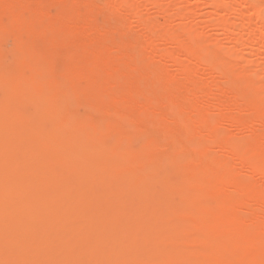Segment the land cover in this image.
<instances>
[{"label":"bare ground","instance_id":"bare-ground-1","mask_svg":"<svg viewBox=\"0 0 264 264\" xmlns=\"http://www.w3.org/2000/svg\"><path fill=\"white\" fill-rule=\"evenodd\" d=\"M108 1L109 4L107 3ZM108 1H103V3L105 2V5L102 4L104 9L101 10L104 11L105 14L104 12L101 13L107 16L112 10V8H110L111 6H109L112 2L111 0ZM119 1L123 2V0ZM125 1L127 4H129V6ZM125 1V4L122 3L120 6H128L126 11L129 10L131 6L132 12L135 8H138V5L135 4V2L132 1V3H134L137 7L133 8L135 5L132 4L131 1L129 3L127 0ZM145 1H148V3L150 2V6L153 4L152 7L155 8V10L157 9L158 12L160 11L159 13H162L163 10H166V8L164 9L163 6L161 7L162 9L159 7L161 5L158 4V0ZM184 1L185 3H183ZM184 1H180L179 3L185 5L186 0ZM230 2L237 5L241 4V6H246L247 4L245 0H204V3L207 6L214 9L213 11H217L220 8L223 9V7L225 8L227 3L229 4ZM13 3L14 1L10 2V4ZM106 3L109 7H106ZM16 4L14 3L13 5ZM102 5L101 8H103ZM179 5L180 6L176 10L177 17L175 16L176 19H174L178 20L180 18L178 20L179 25H175L176 29L178 30V34L172 32V30H169L170 28L172 29V27H164L165 19L163 20L164 22L161 20L160 25H163L160 27V31H162L164 27V29L167 31L164 30L163 34L167 33L165 36H169V38L166 39L168 41L170 40V42L174 44L172 48L175 46V50L168 53V58L171 60L170 66L172 65V67H177V69L181 71L180 74L183 73V76L186 75V78H184L185 83L174 82L175 80H173V78L170 76H165L164 78L158 69L160 68V65L161 67H166V65L163 64V61H157L159 62L156 64L158 68L154 69L148 74V67L151 65L147 64L148 62H146L145 67L148 66L147 69L145 68L147 70L146 74L144 75L143 73L141 76L142 80L148 79L153 81V92L158 89L159 91H163V89L165 90V93L160 91L164 95H162L163 97H160L163 99L160 103L161 105L163 103L164 107L160 105V108L163 107L162 110H170H160V112H168V116L166 117L170 118H168L169 126H166L168 122H165L164 124L163 122L165 120L157 119L155 116L154 118L157 119L158 123L159 120L161 123H159V125L158 123L156 124L158 127L155 126L156 129L161 126V130L158 131L157 129L158 134L161 132L163 134L162 136L165 135L167 137V135L173 132L176 133L177 131L172 125L176 124L177 120L179 124L182 125L179 126L183 127L182 129L184 130H182L183 132L181 134L180 132L179 134H175V136H178L171 139V141H168V143L172 142V144L175 146L174 151L176 152L174 161L166 162L160 166H157V164L154 163L156 159L149 161L143 158V156L146 155H151L156 158L158 155L157 151L159 148L161 149L162 146L160 145L162 144L160 143V138L159 141L154 139L156 136L148 133V131L147 133L154 137L150 138V136H147L148 139L142 142L145 137H142V129L139 130L138 127H142V124L143 126L145 124L141 122V118L143 117V113H147L148 106L144 104L137 105L139 108L137 109L138 111H140V109H144L145 112L140 111L141 113H138V116L142 117L140 118L141 123H138L139 125L136 127L138 119L135 120V124L134 119H132L135 114L133 113L132 117V113H129L132 110H128L131 107L127 108L129 102L125 103L127 105L126 107L124 106V109L123 106L119 104V99L124 98V102L128 99L134 100L136 98L135 96L144 93L145 95L147 94L148 99V94L152 91L151 89L146 88L147 90L149 89L148 92L151 90L149 93H147L145 92L146 89L138 85L137 82H135L136 85L135 83L134 85L132 84L133 86L131 83V86L125 85L126 77L123 75L124 77L122 76L123 78L121 80H116L119 84L120 81L124 80V84L121 82V84L118 86L120 88V95L118 92H110L108 94L104 92L103 115L106 114L104 117L108 118L109 116L114 115L116 111L118 115V110L120 111V109H122V111L125 110L126 112L125 108H127L129 114L122 112L119 113L121 116L123 114L126 119L118 115V118L121 119V122L125 123L126 121L127 124H123L122 128L121 123V128H119L120 126L118 127L120 131H116L114 128L113 132L116 131V133H114L113 136L108 135L112 131V128L110 131L109 127L110 132H108V128H104V125H102L104 127L100 129V125L102 123H98L100 124L98 126L97 122H100L98 120H95L94 123H96L95 126H97L99 129L97 127L88 128L87 123L89 122L87 121H89L88 119H90V117L87 116V113L85 116L88 118L86 117L84 119L83 117L82 120H74L72 118L73 116L68 112L66 107V104H69L70 102L73 103L72 105L70 103L71 106H75V102L77 101H74V99H79L81 93H78L80 95L75 94V90L73 91L70 89H68L72 93L70 95H65L64 91V94H62V92H59L58 89L55 91L53 90L54 92L52 89H50V92L48 88L51 83L46 82V84L44 82V79L49 81L51 77H47L49 74H47V70L43 66L44 63L42 61L44 59L48 62V59H46L44 54H42L43 50L40 53L35 51L33 47L25 50L22 34L19 32L23 28L22 26L24 25V17L17 16V19H15L14 16L7 15L17 21V24L15 23L16 25L14 29V25L12 23L9 22L6 23L8 25H4V22L1 23L0 18V40H5L6 38L10 39L12 35L9 37L6 35L8 33H12L13 37L15 35V43L13 45H11V43L10 45H15L18 50L19 57L17 60L16 55L15 59L19 64L17 62L16 63L19 66H29L28 73L25 72L24 75L16 76L11 74L9 76L8 74H0V264H264V184L261 185L262 182L259 183L260 177L258 176L259 182L253 180L251 181L250 178L248 179V174L251 175L249 177H253L252 175H259L261 176L260 179L264 182V132L263 130L262 132L260 131L262 129V125L264 124V88H261L262 90H260V88L257 87L258 85L261 87L264 86L262 85L264 83L260 82L263 78L259 80L256 78L257 80H255L251 73L250 75L248 74L250 69L244 67V71L241 69L242 67L237 65L235 60L236 58H233L234 64H232L233 62L231 63V58H228L226 55H224V52L222 54L228 59L223 58V55L221 56V54H219L216 49L213 51L207 48V46H204V44L199 41L201 38L198 37L199 40L196 38V33H198L197 30L195 31L194 29V36L192 37L191 29H187V23H183L184 17H182L183 11H181V7L184 5ZM113 7H115L113 8L114 12H111L114 13L115 16L117 13H119V18L120 12H123L124 10L118 6V8H116L115 5ZM247 7L249 8V11H255L256 13L258 11L256 5H247ZM12 8L14 7L12 6ZM106 8H108V10L105 11ZM123 8H125V6ZM115 9H117V13ZM14 10H16V8H14L13 11ZM96 11L98 10L96 9ZM186 11H184V14ZM111 12L109 13L107 21L105 20L106 18H103L102 25L104 29L101 27L102 30L100 31V34H102L101 32L105 29H108L110 32L111 29L117 24L118 18H114V15L111 17ZM238 12L241 14V11ZM101 13L99 14L103 16ZM123 13L124 14L121 13L122 15L120 17L122 18L124 15V19L121 20L120 18L118 20V22H120V20L122 21V24H120L121 26H118L120 29L118 30L122 32L125 31L123 29L126 28L123 22L129 20L127 19L125 11ZM127 13L129 12L127 11ZM3 14L1 17L5 18L6 15ZM100 15H98V17ZM86 16H88V14L84 16V21L82 22L85 23V19L87 20L86 22H88L89 18V23L94 22V16L93 19L91 16H88L89 18L87 19ZM62 17L63 16H60L61 20H58L62 22V25H60L57 21L58 25L56 23V30L50 40L46 41V43L50 44L54 41L57 42L58 38L59 40L61 39V44L63 45L66 43L69 44L68 42L71 43L72 41V43L75 42V44L76 42L79 43V40H81L83 35L76 37L77 40L75 38L68 42L66 40V42L62 40L63 37L61 35L63 32H66L67 30L66 33H69V30L72 29L71 27L76 23V21H74L75 23L73 22L74 24L72 23L71 27L68 25L66 27V24H63L64 19H62ZM81 17L82 15L80 16V19ZM110 17L114 18L115 20L112 21ZM162 17H165V15ZM243 17L241 16L242 21L245 20ZM143 18H141V22H143L141 25L143 28L140 26L141 22L138 23L139 20H136V27H140L139 31L142 29L144 31H148L146 26L150 25L151 30L153 29L152 31L154 32V28H156V26L154 27L147 21H143ZM147 18H144V20ZM6 19L7 17L3 21H6ZM109 19V22L112 21V24L110 23L111 25L108 22ZM237 19L238 18H236V20ZM71 20L69 19V21ZM214 20V22H217V24L220 23L226 25L224 26L225 34L227 37L231 36L235 23H233L234 25L232 23H227V18L222 16ZM64 21L67 24L70 23L69 21ZM79 21L82 23L81 20ZM115 21L116 24L113 26ZM179 21L182 22L181 24H185V28L187 30H185V28L184 30L181 28L182 25L180 26ZM104 22L105 24L108 22L106 24L108 28L105 27L106 25ZM77 23L79 25L78 20ZM247 24L248 23H246V25ZM122 26L123 29L121 30ZM144 26L146 27V30L144 29ZM190 27L192 28V26ZM106 30L103 31V38L107 32ZM96 31L98 32V30ZM128 31L127 33L130 32ZM160 31L156 32L157 36H160ZM97 32L96 35L98 34ZM181 32L182 36H180ZM141 33L142 32H139L140 35H142ZM170 33H172L171 38ZM199 33L201 34V31ZM135 34L138 33L135 32L132 35L131 32L128 37L130 36L131 38L135 36ZM59 35L61 37H59ZM63 35L65 36L66 34ZM86 35H88L89 38V34ZM116 35L117 33H115V38ZM138 35L136 36L141 42H138V39L136 38L132 39L137 40L139 44L138 46L136 45L137 49H140L141 47L139 46L145 43L144 47L146 49L142 46V49L141 51L139 50V53L142 51L146 53L148 51V47H150L148 44L149 42L147 43L145 40L146 38L143 39L144 35L143 37L141 36V39ZM93 37L91 41L86 38L89 42L88 45L97 46V42L96 45L95 42L92 43ZM9 39L6 40V44L9 42ZM159 39H161V36ZM109 40L112 41L111 38ZM136 40L133 42L130 39V45L134 43L136 44ZM143 40L144 42L142 43ZM99 41H102V39H99ZM106 41L108 43L110 42L108 40ZM162 41L163 47L161 43H159V45L161 44V47L164 48V42L166 41L165 38H162ZM11 42L13 41L11 40ZM107 42L104 43L105 47ZM101 44L102 43H99V46H97L99 49L100 46H103ZM108 45L110 44H107V46ZM124 45L125 44L120 45V48H123ZM251 45L257 48V45H259V40L253 41ZM69 47L72 48L71 46ZM77 47H82L83 50H78ZM77 47L76 48L78 52L82 53H85L87 49H89L88 47L86 49L85 44L83 43L81 45L78 44ZM107 48L110 50V47L102 48L100 53H96L94 48V50L92 49L93 53H91L90 49V55L92 54L91 56H95V58L96 56L104 57V59L102 58V61H105L107 57H105V54L102 52V50L106 49L105 51H107ZM125 50L128 52L126 45ZM59 51L60 49L57 52L59 53ZM155 51L152 50V52L157 54L160 50H158L157 53ZM220 51L224 50L220 48L219 52ZM110 52L111 50L108 52L107 56H109L111 59L110 56H112V53L109 55ZM148 52L151 53L150 48ZM48 54H50V50L46 56ZM124 54L121 55L120 53L121 56L125 57ZM161 54L156 56V60H158L157 57L162 59L160 58ZM180 54L185 55L187 58L186 60L189 63H191L190 61L195 60L198 62L201 61L198 64L199 67L197 70H194L193 65L190 66V64L188 65L187 63H182V61L180 63V60L177 57L178 55L180 56ZM133 55L134 53L132 54V58L134 57ZM139 55L137 54L135 57ZM231 55L234 56L232 53ZM126 56L129 57L130 55L127 53ZM11 57L12 53L10 58ZM79 57L80 56L78 53V61L76 63L77 65L81 63V59L82 61L85 59L84 56H82L81 59ZM117 57L119 58L120 56ZM212 57L213 59H211ZM234 57H236V55ZM239 58H237V60ZM11 59L13 60V57ZM55 59L57 60L58 58ZM203 59H205V64L202 62ZM229 59L230 61H228ZM123 60H121L120 57L119 62L124 63ZM128 60H131V58L129 57ZM128 60L126 59V61ZM147 60L149 61L150 59L148 58ZM176 60H179V62ZM207 60L209 62L213 60L212 66L208 64V67L210 65L213 68L214 74L216 76H225L227 79V85L225 88L220 87L224 86L222 85L224 83L223 81L221 83V80H219L221 83L220 85L217 77L214 75V78L211 76V83L213 84V80L215 81L213 85L211 83L209 84V81L208 83H204V80L203 82L199 80L200 78L202 79V77H200L203 76L201 72L202 70L204 71L203 65L207 66ZM152 61L156 62L155 60ZM149 63H151V61H149ZM213 63L216 65L214 66ZM125 64L128 63L125 62ZM12 65L15 66L16 64L14 63ZM200 65L203 66V68H201ZM234 65H237L238 70L235 69ZM200 68V75H198L197 73L199 72ZM206 68L207 67H205V69ZM48 69H50V67H48ZM71 69L69 71H71ZM167 69V67L164 68L166 73ZM177 69L175 68L176 74L178 73ZM26 70H28V68ZM77 70L78 68L74 72L75 75L79 74ZM149 70L151 69L149 68ZM143 71H145L144 68ZM193 71H195L194 74H197L196 76H191ZM65 72L64 74L66 77L67 75ZM142 72H138V74ZM22 73H24V69L22 70ZM67 74L68 76L65 79L67 80L68 78L69 80V73ZM204 74L208 75V72H205ZM125 75L131 76L130 78L134 76L139 78L136 76L137 74H133L134 76L129 73ZM78 76H80V74ZM106 76H103V74L97 75L99 79H104L103 81L105 82H109V78H113L114 80V77H119V75H114L112 78H106ZM198 76L199 79H196V82L194 81L195 79H191V77L198 78ZM166 77H169L171 80H173V82L168 81V78ZM65 79L63 80V83L66 81ZM92 80H90L91 83L94 81ZM37 81L40 82L38 83ZM134 81L135 80H130L129 82L133 83ZM141 81L139 80V82ZM197 81H199L201 84L197 83ZM215 84H217L216 87L219 84L218 87L220 89H218V87L215 89ZM64 85L66 84L64 83ZM59 88L60 90L63 88L61 84H59ZM213 89H215L217 91L216 93L218 94L220 92L221 95L212 93ZM78 90L79 89H77L76 92ZM218 90L220 91L218 92ZM89 91L86 92L89 93ZM159 91L156 92L159 94ZM229 91H236V97H231L229 95L231 93L227 94ZM153 92L150 93L152 100L156 98V92L154 93V97L151 96ZM181 92H184L185 95L183 97L182 94V99L184 98L183 100L180 99ZM198 93H200V98L202 95L203 99L201 98V101H206L208 103L203 102L205 104L194 107L192 105V99H194ZM84 95H86V93H84ZM210 95L214 97L217 95L218 96L213 98ZM82 96V100L84 98L86 99V97ZM157 96L159 97V95ZM176 96L179 97L178 100H180V103L182 102L181 104L173 103ZM227 96L230 98L229 100ZM206 97H209V100L208 98L204 100ZM160 98H158V102L161 100ZM195 98L198 97L196 96ZM133 100H131L132 104H129V106L132 105V107H135L133 106ZM142 100L144 101V99H141V101ZM213 100H218L215 102L216 107L210 104L214 102ZM80 101H78V104ZM138 101V103H140V99H138ZM165 101H167V104ZM168 102L170 103L169 105ZM116 103H118L119 106L121 105L122 108L119 109L116 107ZM120 103L123 104L122 101ZM151 103L153 105L155 102L152 101ZM171 103L174 105V107L171 105ZM165 105L171 107L169 108ZM78 106H80V104ZM88 106L91 107L92 105ZM73 107L71 109H73ZM81 107L88 108L87 106ZM95 107L98 108L97 106ZM220 107L221 110L219 111ZM151 108L153 107L151 106ZM155 108L158 110L160 109L158 107H154V109ZM173 108H178L176 109L177 111L175 110L176 115L173 114L175 113ZM113 109L117 110L113 113ZM154 109L152 112L154 115L156 111V113H159L158 110L155 109V111ZM215 109L217 113L216 115L219 117V125H222L221 121H224L228 122L227 124L230 123L229 126L232 125L234 128H236L237 133L245 132L246 130L247 138L244 137V141H240L242 140V138H239L241 134L238 133L239 136L238 134H234L236 133L235 129H232L233 132L235 131L233 134L231 133L232 131L230 132L232 136H229L230 133H228V131L224 128L222 129L225 133L220 131L222 129L218 124L217 125L219 126L218 128H220V130L217 128V125H215L214 122L206 118L207 114H210L211 111L215 112ZM109 112L112 114L108 116ZM177 112L179 114H177ZM243 112H245V114L246 112H249V114H247L249 118L251 119V115H253L252 120H255L253 122H250V120L247 119L245 120V118L241 116L243 115ZM135 113L137 115L136 111ZM148 113L151 112L148 111ZM165 113L164 117L159 116L160 113L159 115L157 114V116L161 117V119H167L165 117ZM172 115H175V118L176 116H179L175 120ZM79 116H84V114L82 113ZM138 116L134 118H137ZM147 117L151 118L149 119L148 125L153 124L150 122V120H153L152 115L151 117ZM93 118L91 120H94ZM112 118H114L115 121H118L115 124L119 125V120L116 117ZM143 118L145 119V117ZM128 122L130 123L129 125H131L130 130L132 129L133 131L135 128H138V130H135L137 132L140 131L139 135H142L140 137L142 140H139L142 142V144L140 150L138 151L137 149L134 150V147H132L134 141L136 140L134 139L133 135L131 133H123L124 130L121 132V129H126L124 128L125 126L129 127ZM143 122H145V120ZM133 123L135 124V128ZM255 124H259L261 129ZM83 125H86V127H83ZM197 125L198 128L200 126L201 129L204 128L206 130L208 133L207 141L212 146L215 145L218 150H220V152L224 153L223 157H221L220 152H218V154L214 150L216 156L214 155L215 157L213 158L212 155L210 156V149H207L205 145L194 146L192 144L194 139L197 141L199 139L198 136H202V134L198 135L197 137L196 135H193L196 133H194L193 130H195V126ZM189 127L193 129L191 130L192 132L190 131ZM155 128L151 127L150 129H154L155 131ZM186 130L190 131L192 134H190V132H186ZM136 131L135 134L137 135ZM157 131L155 133H157ZM203 132L206 133L205 131ZM236 135L237 138L234 139ZM162 136L160 135V137ZM158 137L159 135L156 138ZM187 140L191 142V145L187 144V146H189V148L196 147L195 150L190 149L189 151L188 148L186 149L185 142H187ZM168 143H166V145H168ZM193 143H195V141ZM172 144L169 143V145ZM210 144L208 145L210 146ZM215 146L214 148H216ZM211 150H213V148ZM168 156H170V154ZM163 162L164 161L162 160L160 163ZM134 168H136L138 171H134ZM245 171L248 172V174L246 173L247 176L245 175ZM239 172L240 174L243 173L245 175L243 177H246L247 180L241 176L239 177L240 174L236 178ZM235 174L236 176H234ZM239 178L240 180H238ZM241 178L243 179L241 180ZM220 195H225L226 197L223 201L216 203V200L221 197ZM213 200H215V202ZM199 256H207L208 259L206 258L207 260L204 259L201 261L198 259L200 258Z\"/></svg>","mask_w":264,"mask_h":264},{"label":"rangeland","instance_id":"rangeland-1","mask_svg":"<svg viewBox=\"0 0 264 264\" xmlns=\"http://www.w3.org/2000/svg\"><path fill=\"white\" fill-rule=\"evenodd\" d=\"M12 1H14V3L16 4V2H17V0L15 1V0H0V4H1V2H2V4H1V6H0V18H1V23H3L4 22V25H8V24H6V23H12L13 25H14V27H13V29L15 28V25L17 24L16 22V20L15 19H17V16H20V17H24V25L22 26L23 28L19 31L21 34H22V38H23V42H24V45H25V50L26 49H28V48H32L33 47V49L35 50V51H37V52H41L42 50H43V52H42V54H44V56L46 57V59H48V62H47V60H43L42 62L44 63V68L47 70V74H49L47 77H51V81L49 80H46V79H44V82L46 83H51V85L49 86V90L50 89H52V91L54 90H56V89H58L59 90V92L61 91L62 92V94H64V92H65V95H70V94H72L71 92H70V90H75V94H78V93H81V95L80 94H78V95H80L79 97L81 98V96L82 97H86V99L84 98L83 100H82V98L80 99H74V101H77V102H75L76 103V105L78 106L79 104H80V106H76V108L74 109V107L73 106H71L73 103L72 102H70L71 103V105H70V103L69 104H66V107H67V110H68V112L73 116L72 118L74 119V120H82V118L84 117V119L88 116V117H90V119H88L89 121H87V122H89V123H87V126H88V128L90 127V128H96L97 126H95L96 125V123H94V121L96 120H98V121H100V122H97V124L98 123H102L101 125L100 124H98V126L100 125L101 127H100V129L101 128H103L104 126V128H108L107 130H108V132H110L111 131V128H112V131L111 132H113V130H114V128H115V130L116 131H120V129L119 128H121V126H120V124L122 123L121 122V119H119L118 118V115H120L119 113H128L129 111H130V109L132 110L131 112H129L130 114H131V116L133 115V113L135 114L134 115V117H136V116H138L139 114V112L140 111H144V109H140V111H138L137 109H139L138 107H137V105L139 104H144V105H147L148 107H147V113H143V117H145V119L142 117V116H138L137 118H134L133 116V118L132 119H134V121L135 120H137L138 119V122H137V124H136V121L134 122L133 120V122L136 124V127H137V125H139L138 123H145L144 124V126H143V124H142V127L140 126V127H138L139 128V130L140 129H142V132L143 133H141V134H143V136L142 135H139L140 134V131H136L135 129H137L138 130V128H135V124L133 125L134 126V130L132 131V129L130 130V126L131 125H129L130 123L128 122V125H129V127L127 126H125L124 128H126V129H121V132L124 130V132L123 133H131L132 135H133V137H134V139H136L135 141H134V143H133V145H132V147H134L133 149L134 150H136L137 149V151L138 150H140V148H141V144H142V142H144V141H146L147 139H148V137L147 136H150V138H153L150 134H152V135H155L156 137L159 135V137L158 138H156V137H154V139H157L158 141H159V138H160V143H162V144H160V145H162L161 146V149L159 148V150L157 151V153H158V155H157V157L155 158V157H153V156H151V155H146V156H143V158H145V159H147V160H153V159H156V161L154 162L155 164H157V166H160V165H162V164H164V163H166V162H172V161H174V157H175V152L176 151H174L175 150V146L172 144V142H169L170 144H172V145H169V143H168V141H171V139H173V138H175L176 136H178V135H176L175 136V134H179V132H180V134L184 131L182 128L183 127H181L182 125L181 124H179V122H178V120L176 121V124H177V126H176V124H173L172 126L175 128V130L178 132H176L175 130V132L176 133H171V134H169V135H167V137L165 136H162L163 134L160 132V134H158V131L159 130H161V126L159 127V128H157L158 129V131H157V129L155 128V126H157L156 124L158 123V121H157V119H160V120H165L163 123L165 124V122L167 123L166 124V126L169 124V119L166 117V116H168V112H166L167 113V115H166V113L165 112H162V111H166V110H170V109H165V110H162L163 109V107H164V105H163V103H162V105H161V101L163 100L162 98H160V97H163L164 95H163V93L162 92H164L165 90L163 89V91L162 90H160V91H162V92H160L159 91V89L158 90H156V91H159V94L156 92V91H154L153 92V85H154V83H153V81H151V80H142L141 79V76L143 75V73H144V75L146 74V69H147V67H145L146 66V62H148L147 64H149V65H151V66H149L148 67V72H147V74L148 73H151L154 69H156V68H158L157 66H156V64L157 63H159L160 61H163V64H165L166 65V67L168 68L167 69V73H166V71L164 70V68H166V67H164V66H162L161 67V65H160V68H158L159 70H160V72H161V74H162V76L165 78V76H170L171 78H173V80H175L174 82H180V83H185V79L184 78H186V75L185 76H183L184 74L183 73H181L180 74V72L181 71H179L178 69H177V67H172V65L170 66V59L168 58V53L169 52H172V51H174L175 49V46H174V48H172L173 47V45L174 44H172L171 42H170V40L168 41L166 38H169V36H165L166 34L164 33L163 34V31L164 30H166V29H164V27H168V28H170V27H172V29L170 28L169 30H172V32H174V33H176V34H178V30L176 29V26L175 25H179L178 24V20L180 19H178V20H174V19H176L175 18V16L177 17V14H176V10H177V8L180 6L179 4H181V6H183L184 4H182V3H179L180 1H184V0H156L157 2H158V4H160L161 6H159L160 8L163 6V8L165 9L166 8V12L163 10V12L162 13H159L158 12V10L156 9L155 10V8H153L152 7V5L150 6V2L148 3V1L146 2L145 0H127L128 1V3L131 1V3H132V1L133 2H135V4H137L138 5V8H135L134 9V11L132 12L131 11V9H132V6H131V8L129 9V10H127L129 13H130V15H129V13H127V11H126V8L129 6V4H127V2L125 1V0H123V2L122 1H112L111 0V4L109 5V6H111L110 8H112V10L111 11H113V8H115V7H113L114 5L116 6V8H121L122 10H124L125 11V14H126V16H127V19H129V20H127V21H124L123 22V24L125 25V27L126 28H124L123 29V26H122V28H121V30L123 29V30H125V31H119L120 29L118 28V26L120 27L121 25L120 24H122L121 22V20L122 19H124L123 17H124V15L122 16V18L120 17L122 14H124L122 11L120 12L119 10V12H120V16H119V18H118V14L119 13H117V9H115V11H116V16H115V14L114 13H112L111 11V17H113V15H114V18L116 17V18H118V20L121 18V20H120V22H118V20H117V24H116V21L113 23V28L111 29V31H113V32H109V30L107 29H105L107 32L105 33V40H104V38L102 37L103 35H104V33H103V31H105V30H103L101 33L102 34H100V31L102 30V28H103V25H102V23H103V18H106L105 20L107 21V18L109 17V11H107V12H109L108 13V16L107 15H104L105 14V12L104 11H101V10H103L104 9V7H103V5L102 4H104L105 5V2L103 3V1L104 0H64V1H61V0H18V2H17V4L16 5H13V4H10V2H12ZM108 1V0H107ZM126 2V4L128 5V6H126V5H124L125 4V2ZM246 1V6L245 5H242L241 6V4H233V3H227V5H228V7H227V5L225 6V8L223 7V9L222 8H220V9H218L217 11H213L214 9H212L211 7H209V6H207L205 3H204V0H186V4L183 6V7H181V11H183L182 13V17H184V20H183V23H187L186 24V27H187V29H191V33H192V37L194 36V29H195V31L197 30L198 31V33L201 31V34H200V36H199V34L198 33H196L195 35H196V38H201L202 39V41H201V39L199 40V38L197 39V40H199L200 42H202L203 44H204V46H207V48H209L210 50H213V51H215V49L217 50V52L219 53V54H221V56L223 55L222 53L224 52V55H226L228 58H231V63L233 62V58H236L235 60H236V62H237V65L239 66V67H242L241 69H243L244 67L245 68H247V69H250V71H248V74L250 75V73H251V75H253L254 77V79L255 80H259V79H261V78H263L260 82H262V83H264V3H263V0H245ZM252 1V2H251ZM8 2V3H7ZM58 2V3H57ZM83 2V3H82ZM114 2V3H113ZM118 2H120V3H118ZM174 2V3H173ZM177 2V3H176ZM108 4H109V1L107 2ZM106 3V4H107ZM122 3H124L123 5L125 6V8H123L122 7V5L120 6V4H122ZM130 3V4H131ZM176 3V4H175ZM179 3V4H178ZM183 3H185V1L183 2ZM91 4H93V5H91ZM108 4L106 5V7H109L108 6ZM132 4H134V3H132ZM134 4V5H135ZM205 4V5H204ZM18 5V6H17ZM101 5H102V7L103 8H101ZM247 5L249 6H253V5H256V7H257V9H258V11H257V13L255 12V11H249V8L247 7ZM12 6L14 7V8H16V10H14L13 11V9L14 8H12ZM118 6V7H117ZM237 6V7H236ZM134 7H137L136 5L135 6H133V8ZM158 7V8H159ZM261 7V8H260ZM152 8V9H151ZM260 8V9H259ZM96 9L98 10V11H96ZM162 9V8H161ZM235 9V10H234ZM94 10V11H93ZM106 10H108V8H106L105 9V11ZM110 10V9H109ZM187 10V11H186ZM241 11V14H240V12H238V11ZM157 11V12H156ZM184 11H186L185 12V14H184ZM232 11V12H231ZM235 11V12H234ZM89 12H90V14H89ZM101 13V12H104V14L103 13H101L103 16H101L99 13ZM107 12H106V14H107ZM114 12V11H113ZM251 12V13H250ZM4 13V14H3ZM93 13V14H92ZM122 13V14H121ZM2 14L3 15H6V17H7V19H6V21H3V20H5V18L4 17H1L2 16ZM12 14V15H11ZM33 14H35V15H33ZM86 14H88V16H91L92 17V19H93V16L95 17V20L93 19V23L91 22V23H89L90 22V18L88 17V16H86L87 17V19H88V22H86L87 20L85 19V23L84 22H82V21H84L83 19H84V16L86 15ZM257 14V15H256ZM7 15H9V16H14V18H11V17H9V16H7ZM22 15V16H21ZM82 15V17H81V19H80V16ZM98 15H100L99 17H98ZM165 15V17H162V16H164ZM240 15V16H239ZM248 15V16H247ZM250 15V16H249ZM50 16V17H49ZM60 16H63L62 17V19H64V20H66V21H69V19L71 20V21H69L68 23L69 24H67L64 20H63V24H66V27H67V25L68 26H72V23L74 22V21H76V23H75V25L77 26H75V25H73L71 28L72 29H70L69 30V33H66L67 32V30H66V32H63V34H66L65 36L62 34L61 36L63 37L62 38V40L64 41V42H68V41H72L73 40V38H75L76 39V37H80V36H82V38H81V40H82V42H81V40H79V43L78 42H76V44H77V46H78V44L79 45H81L82 43L83 44H85V47H86V49H87V47L89 48V46L90 45H88L89 44V42H88V40H90L91 41V39H92V37H93V40H92V43H94L95 42V45L97 44V46H99V43H102L101 45H103L104 46V43H106L107 41L106 40H108V41H110L109 43L107 42V44H110V45H108L107 46V44H106V47H110L109 49L111 50V52L109 53V55L112 53V56H110L111 57V59L109 58V56H107L108 55V52L110 51V50H108V48H107V51H105V50H102V52L105 54V57H107V59H105V61L103 60L102 61V58L104 59V57H100V56H96V58H95V56H91L90 55V49H91V53H93V50L95 49L96 50V53H100V51H101V49L102 48H106L105 46L103 47V46H100V49H99V47H97V46H93L92 44H91V42H90V44L93 46H90V48L89 49H87V51L85 52V53H82V52H78V50L80 49V50H83V48L81 47H77L76 46V44H75V42L74 43H70V42H68L69 44H67V48H66V44L65 45H63V44H61V39L59 40V38H58V41L57 42H51L50 44L49 43H46V41H48V40H50V38L53 36V34H54V32H55V30H56V23H57V25H58V22H59V24L60 25H62V22H60V21H58V20H61L60 19ZM107 16V17H106ZM128 16H129V18H128ZM160 16V17H159ZM220 16H222V17H224V18H227V23H235V25L233 26V33L231 34V36H229V37H227L226 36V34H225V27L224 26H226V25H224V24H220V23H218L217 24V22H214L215 20L214 19H218V17H220ZM241 16L243 17V19H245V20H243L242 21V19H241ZM29 17V18H28ZM52 17V18H51ZM71 17V18H70ZM76 17V18H75ZM78 17V18H77ZM101 17H102V19H101ZM110 17V18H111ZM147 18L146 20H144V18H143V21H147L149 24H151V25H153L154 27L156 26V28H154L155 30H154V32L151 30V27H150V25L148 26H146L147 27V29H148V31L146 30V27L144 26V29L147 31H144L143 29V31L142 30H140L139 31V29H140V27H136V20L138 21V23H140L141 21H142V19L141 18ZM173 19H172V18ZM182 17H181V19H182ZM234 17V18H233ZM239 17H240V20H239ZM246 17H247V19H246ZM259 17V18H258ZM65 18H67V19H65ZM114 18H111L112 19V21H114L115 19ZM137 18V19H136ZM138 18H140V19H138ZM230 18V19H229ZM236 18H238L237 20H236ZM249 18V19H248ZM75 19V20H74ZM92 19H91V21H92ZM125 19H126V17H125ZM131 19V20H130ZM165 19V20H164ZM186 19V20H185ZM228 19H229V21H228ZM235 19V20H234ZM256 19V20H255ZM77 20H78V22H79V25H78V23H77ZM79 20H81V22L82 23H80V21ZM161 20L165 23V26L163 27V30L162 31H160L161 29H160V27H162V25L163 24H161L160 25V23H161ZM247 20H248V22H247ZM58 21V22H57ZM110 21V19L108 20V22ZM112 21L111 22H109V24L111 23L112 24ZM180 21H182V20H180ZM179 21V23H180V26L182 25V27L181 28H183V30H184V28H185V24L183 25V24H181L182 22H180ZM235 21V22H234ZM107 22V23H108ZM0 23V24H1ZM16 23V24H15ZM42 23V24H41ZM73 23V24H74ZM106 23V24H107ZM143 22H141L140 23V26H141V28H143L142 27V24ZM240 23H241V25H240ZM245 23V24H244ZM246 23H248L247 25H246ZM260 23V24H259ZM104 24H105V22H104ZM105 24V25H106ZM110 24V25H111ZM211 24V25H210ZM3 25V24H2ZM229 25V24H228ZM257 25V26H256ZM25 26V27H24ZM137 26H138V24H137ZM190 26H192V28H193V31H192V28L190 27ZM59 27V26H58ZM64 27H65V25H64ZM102 27V28H101ZM105 27H107V25L105 26ZM112 27V26H111ZM178 27V26H177ZM188 27H190V28H188ZM236 27H238V28H236ZM108 28V27H107ZM180 28V27H179ZM68 29H69V27H68ZM104 29V28H103ZM119 29V30H118ZM130 31H128V30ZM186 28H185V30H187ZM96 30H98V32L96 31ZM182 30V31H183ZM98 33L97 35H96V32ZM127 31L129 32V33H127ZM142 32L141 34L142 35H140L139 34V32ZM158 31H160V36H161V39H159V35L157 36V33L156 32H158ZM167 31V30H166ZM71 32V33H70ZM119 32V33H118ZM121 32H122V35H121ZM126 32V33H125ZM132 32V35L136 32V33H138V34H135V36H133V37H131L130 38V36L128 37V35L130 34ZM180 32V31H179ZM184 32V31H183ZM49 33V34H48ZM94 33H95V35H94ZM115 33H117V35H116V38L114 37L115 36ZM124 33V34H123ZM86 34H89V38H88V35H86ZM92 35V37H91V35ZM171 34L172 33H170V38H171ZM7 36H9V37H11L10 35H12V37H13V34L12 33H8V34H6ZM49 35V36H48ZM107 35V36H106ZM136 35H138L139 37H140V39H141V36L143 37V35H144V38L143 39H145L146 41H147V43L150 45V47H148V51H149V48H150V51H151V53L150 52H144V51H142L141 53H139L140 51H141V49H142V46L144 47V44L145 43H143L144 42V40L142 41V45L141 46H139V47H141L140 49L138 48L137 49V46L139 45L138 44V42L140 41L138 38H137V36ZM163 35H164V37H163ZM180 35V34H179ZM60 35H59V37H61ZM85 36V37H84ZM180 36H182V32H181V35ZM6 38V36H5V40H3V39H1L0 40V48H5V49H0V57H1V59H2V57H3V59L1 60L0 59V74H8L9 76L11 75V74H13V75H16V76H19V75H24L25 74V72H27L28 73V71H29V66L27 65H21V66H19V65H17V60H18V50H17V48L15 47V45L14 46H11V45H13L15 42V40H14V38H15V35H14V37L13 38ZM91 37V38H90ZM102 39V41H99V39ZM102 37V38H101ZM88 40H87V39ZM112 39V41L111 40H109V39ZM131 39V41H133V42H135V40L136 39H138V42H137V40H136V44L134 45V44H132L133 45V47H132V45H130L131 44V41H130V39ZM132 38H136L135 40H133ZM162 38H165V42H164V48H162L163 47V44H162ZM9 39V42L6 44V40H8ZM74 39V40H75ZM193 39V38H192ZM261 39V40H260ZM11 40L13 41V42H11ZM66 40V41H65ZM77 40V39H76ZM85 42H84V41ZM96 40H98V41H96ZM195 40V39H194ZM258 41L259 40V45H257L258 47L257 48H255L253 45H251L252 43H253V41ZM263 40V41H262ZM87 41V42H86ZM103 41H105V42H103ZM97 42V43H96ZM141 42V41H140ZM12 43V44H11ZM31 43V44H30ZM117 43H118V45H117ZM146 43V44H147ZM159 43H161L162 44V47H161V44L159 45ZM248 43V44H247ZM11 44V45H10ZM47 44H49V45H47ZM57 44H58V46H57ZM61 44V45H60ZM74 44H75V47H74ZM123 45V44H125L126 45V48L128 49V52H127V50H125V45L123 46V48H120V45ZM252 46H250V45ZM60 45V46H59ZM86 45H88V46H86ZM137 45V46H136ZM248 45V46H247ZM48 46V47H47ZM64 46H65V49H64ZM69 46H71L72 48H70ZM84 46V45H83ZM147 46V45H146ZM167 46V47H166ZM169 46H171V47H169ZM12 47V48H11ZM45 47V48H44ZM78 48V50H77V48ZM92 47V48H91ZM96 47V48H95ZM117 47H118V49H117ZM14 48H15V50H14ZM39 48V49H38ZM49 48V49H48ZM70 48V49H69ZM75 48V49H74ZM94 48V49H93ZM132 48H133V51H132ZM145 48V47H144ZM154 48V49H153ZM158 49V50H160L159 51V53H157L158 52V50H156V49ZM172 48V49H171ZM222 49V50H224V51H220L219 52V49ZM251 50H250V49ZM41 49V50H40ZM46 49V50H45ZM60 49V51H59V53L57 52L58 50ZM62 49V50H61ZM72 49V50H71ZM93 49V50H92ZM97 49H99V50H97ZM146 49V48H145ZM156 50L155 52L157 53V54H155L154 52H152V50ZM4 50H5V53H4ZM9 50H11V51H9ZM14 50V51H13ZM49 50H50V54H48L47 56H46V54L47 53H49ZM63 50H64V52H63ZM66 50V51H65ZM69 50V51H68ZM77 50V51H76ZM89 50V51H88ZM122 50V51H121ZM123 50H125V51H123ZM131 50V51H130ZM140 50V51H139ZM169 50V51H168ZM48 51V52H47ZM57 53H56V52ZM121 51V52H120ZM253 51V52H252ZM9 52H11L12 53V57H13V60L10 58V56H11V53H9ZM46 52V53H45ZM62 52H63V54H62ZM95 52V51H94ZM78 53H79V58L81 59L82 58V56H84V60L82 61V59H81V63L80 64H76L77 63V61H78ZM81 53V54H80ZM89 53V54H88ZM120 53H121V55H123L124 53V55H125V57H123V56H121L120 55ZM128 53V55H130L129 57L131 58V60H128L129 59V57L128 56H126V54ZM131 53V54H130ZM134 53V57L132 58V54ZM145 53V55L143 56V54ZM162 53V54H161ZM231 53L235 56L236 55V57H234V56H232L231 55ZM57 54V55H56ZM69 54V55H68ZM119 54V55H118ZM139 55V56H137V57H135L136 55ZM161 54V57L160 58H162V59H159L158 57H157V59L158 60H156V56L157 55H160ZM218 54V55H219ZM17 55V57H16V59H15V56ZM56 55V56H55ZM58 55H59V57H58ZM63 55V56H62ZM82 55V56H81ZM90 55V56H89ZM223 55V58H225L226 56H224ZM8 56V57H7ZM52 56H54V57H52ZM62 56V57H61ZM71 56H73V57H71ZM75 56H76V59H75ZM117 56H120L121 57V60H123V59H125V60H123L124 61V63H120L119 62V59H120V57L118 58ZM147 58H146V57ZM48 57V58H47ZM90 57V58H89ZM123 57V58H122ZM128 57V58H127ZM178 57V59L180 60V63H181V61H182V63L184 62L185 64L187 63L188 65L190 64V66H192L193 65V67H194V70L196 71L197 70V68L199 67V63L201 62H198V61H190L191 63H189V62H187V58L185 57V55H183V54H180V56L178 55L177 56ZM240 57V58H239ZM6 58V59H5ZM11 59L12 60V62H11V60H9V59ZM50 58H51V60H50ZM55 58H58L57 60L55 59ZM63 58V59H62ZM99 58V59H98ZM150 59L149 61H151V63H149V61L147 60V59ZM228 58H225V59H228ZM237 58H239L238 60H237ZM5 59V60H4ZM53 59V60H52ZM88 59V60H87ZM126 59L128 60V61H126ZM135 59V60H134ZM175 59H177V58H175ZM211 59H213V57L211 58ZM134 60V61H133ZM152 60H155L156 62H154V61H152ZM179 60H176V61H178L179 62ZM216 60V59H215ZM46 61V62H45ZM130 61V62H129ZM157 61H159V62H157ZM205 61V59H203L202 60V62H204ZM227 61V60H226ZM228 61H230V59L228 60ZM17 62V63H16ZM69 62H72V63H69ZM119 62V63H118ZM125 62H127L128 64H125ZM207 62L208 63H206L207 64V66L206 65H203V63H202V65L204 66V68H203V66H201V68H203L204 69V71L205 72H208V75H205L204 73V71L202 70V72H201V74L203 75V76H200V77H202V79L200 78L199 79V76H198V78H193V77H191V79H195L194 81L196 82V79H199L201 82H203V80L205 81L204 83H208V81H209V84L212 82L211 81V76L213 77V75L215 76V77H217V80H218V82H219V80H221L220 82L222 83V81H223V83L224 84H222V85H224V86H220V87H222V88H225L226 87V85H227V79L225 78V76H216L215 74H214V71H213V68L211 67L212 66V62H213V60L212 61H208L207 60ZM16 64L15 66L14 65H12V64ZM216 63V62H215ZM215 63H213V65L215 66L216 64ZM19 64V63H18ZM95 64V65H94ZM162 64V63H161ZM197 64V65H196ZM204 64H205V62H204ZM208 64H210L209 65V67H208ZM232 64H234V62L232 63ZM144 65V66H143ZM154 65V66H153ZM237 65H234V67H235V69L236 70H238L237 69ZM12 66V67H11ZM22 66H23V69H24V73H22ZM65 66V67H64ZM197 66V67H196ZM18 67V68H17ZM48 67H50V69H48ZM61 67H62V71H61ZM155 67V68H154ZM205 67H207L206 69H205ZM238 67V68H239ZM9 68H11V69H9ZM22 70H21V69ZM28 68V70H26ZM72 68V69H71ZM78 68V73L80 74V76H78L79 74H77V75H75L74 74V72H75V70ZM143 68H144V70L145 71H143ZM146 68V69H145ZM149 68L151 69V70H149ZM175 68L177 69V71H178V75L176 74V72H175ZM201 68L199 69V72L197 73L198 75H200V71H201ZM64 69V70H63ZM71 69V71H69ZM141 70V71H140ZM162 70V71H161ZM244 71H245V69H243ZM17 71H20V72H17ZM49 71H51V72H49ZM61 71V72H60ZM66 71V72H65ZM136 72V73H134V72ZM143 71V72H142ZM195 71H193V73H192V75L191 76H196L197 74H194V72ZM242 71V70H241ZM17 72V73H16ZM64 72L66 73V75L68 76V74L67 73H69V80H68V78H67V80L65 79L66 77H65V74H64ZM121 72H122V74H121ZM124 72V73H123ZM138 72H142V73H139L138 74ZM164 72H165V75H164ZM175 72V73H174ZM239 72V71H238ZM247 72V71H246ZM110 73V74H109ZM131 74V75H136V76H138L139 78H136L134 75V77H132V78H130L131 76H129V75H125V74ZM52 74V75H51ZM82 74V75H81ZM100 74H103V76H106V75H108V76H106V78L108 77H114V75L116 76H118L119 75V77H114V80H113V78L112 79H110L109 78V82H105V81H103V80H101V79H99L98 77H97V75H100ZM109 75H111V76H109ZM126 77V79H125V85H128V86H131L132 84L134 85V83L135 82H137L138 83V85H140L142 88H144V89H146V88H149V89H151L149 92L150 93H152L153 92V94H151V96H153L154 97V95L156 94V98H154V100H152V97H150V93L148 92V90L146 89V91L145 92H147V93H149L148 95V99H147V94L145 95V93L144 94H141V95H137V96H135L136 98H137V100H136V98L133 100V99H131V100H133L132 102H133V106H135V107H132V105L131 106H129V104H132L131 103V100H127V101H125L124 102V98L123 99H119V104H121L122 106H123V109H124V106L126 107V105L127 104H125V103H128V106H127V108H129V107H131V108H129L128 110L129 111H127V108H125L126 109V112H125V110L124 111H122V109H120V108H122L121 107V105L119 106V104L118 103H116V107H118L119 109H120V111L118 110V115H117V109L115 110V109H113L114 111H113V113L115 112V114L114 115H111V116H109L110 114H112L111 112H112V110H111V112H109L108 113V116L110 117H108V118H106V117H104V115H106V114H104L103 115V107H104V105H103V103H104V95H105V93H110V92H115V93H117L118 92V94H119V90H120V88L118 87L120 84H121V82L123 83L124 82V80H122V81H120V84L118 83V81H116L117 79L118 80H121L124 76ZM182 77H181V76ZM53 76V77H52ZM64 76V77H63ZM76 76H78V77H76ZM91 76H92V78H93V80H92V78H91ZM120 76H121V78H120ZM123 76V77H122ZM59 77V78H58ZM96 77V78H95ZM53 78V79H52ZM84 78V79H83ZM105 78V77H104ZM116 78V79H115ZM166 78H168L167 80L168 81H172L173 82V80H171L169 77H166ZM214 78V77H213ZM252 78V79H253ZM257 78V79H256ZM66 80V81H64V83L66 84V85H64V83H63V80ZM74 79V80H73ZM95 79H96V81H95ZM137 79V80H136ZM142 82H139V80ZM53 80H54V82H53ZM90 80H92L93 82L91 83V81ZM113 80V81H112ZM131 80H135L133 83L132 82H129V81ZM215 80H216V78H215ZM83 81V82H82ZM38 82V81H37ZM37 82H34V83H37ZM40 82V81H39ZM38 82V83H39ZM74 82V83H73ZM94 82H95V84H94ZM104 82V83H103ZM148 82V83H147ZM214 80H213V84H214ZM219 82V83H220ZM256 82V81H255ZM46 83V84H47ZM56 83H58V84H56ZM63 83V84H62ZM118 83V84H117ZM129 83V84H128ZM130 83H131V85H130ZM145 83V84H144ZM197 83H200L199 81H197ZM216 83H217V81H216ZM221 83H220V85H221ZM259 83V82H258ZM32 84V83H31ZM59 84H61L62 85V89L60 90V88H61V86H60V88H59ZM92 84H94V85H92ZM124 84V83H123ZM122 84V85H123ZM153 84V85H152ZM201 84V83H200ZM203 84V83H202ZM212 84V83H211ZM212 84V85H213ZM259 84H261V83H259ZM108 85V86H107ZM132 85V86H133ZM135 85H136V83H135ZM149 85V86H148ZM203 85H205V84H203ZM203 85H201V86H203ZM216 85L217 84H215V86H214V88L215 89H217V87L219 86V84H218V86L216 87ZM256 85H258V84H256ZM262 85H264V84H262ZM91 86H93V87H91ZM144 86H147V87H144ZM151 86V87H150ZM51 87V88H50ZM95 87V88H94ZM116 87V88H115ZM118 87V88H117ZM121 87V86H120ZM258 88H260V90H262L263 88H264V86H257ZM90 88H92V89H90ZM94 88V89H93ZM262 88V89H261ZM68 89H70V90H68ZM77 89H79L77 92H76V90ZM87 89V90H86ZM95 89H96V91H95ZM103 89H104V91H103ZM215 89H213L212 90V93H215V94H218V93H216L217 91L215 90ZM218 89H220L219 87H218ZM68 90V91H67ZM90 90V91H89ZM215 90V91H214ZM53 91V92H54ZM64 91V92H63ZM72 91V92H73ZM86 91H89V93H91V92H93V93H91V94H89L88 92H86ZM220 90H218V92H219ZM50 92H51V90H50ZM70 92V93H69ZM105 92V93H104ZM156 92V93H155ZM168 92V91H167ZM264 92V91H263ZM74 93V92H73ZM84 93H86V95H84ZM97 95H96V94ZM155 93V94H154ZM165 93V92H164ZM180 93V92H179ZM229 93H231V94H229ZM93 94V95H92ZM121 94V93H120ZM119 94V95H120ZM182 94H183V97L185 96L184 95V92H181V95H180V99L181 100H183L182 99ZM215 94H213V95H215ZM227 94H229L231 97H236V95H237V92L236 91H229ZM78 95H76V96H78ZM143 95V96H142ZM157 95H159V97L157 96ZM161 95V96H160ZM163 95V96H162ZM178 95V94H177ZM199 95H200V93H198V95H196L198 98H195L194 97V99H192V105L195 107V106H201V105H203V104H205V103H208V102H206V101H201V98H202V95H201V98L199 97ZM212 95V94H211ZM210 95V96H211ZM218 95H221L220 94V92H219V94ZM217 95V96H218ZM92 96V97H91ZM93 96H94V98H93ZM209 96V97H210ZM217 96H215V97H217ZM95 97H96V99H95ZM141 97V98H140ZM209 97H206V98H204V100L205 99H207L208 98V100H209ZM211 97H213V98H215L214 96H211ZM210 97V98H211ZM228 97V96H227ZM93 98V99H92ZM151 98V99H150ZM158 98H160L161 100L158 102ZM178 96H176L174 99V104H181L180 103V100H178ZM200 98V99H199ZM212 98V99H213ZM220 98H221V96H220ZM125 99H127V98H125ZM138 99H140V103H138L139 101H138ZM141 99H144V101L142 100L141 101ZM203 99V98H202ZM211 99V100H212ZM218 99V98H217ZM230 98L228 97V100H229ZM232 99H235V98H232ZM80 100H82V101H80ZM94 100V101H93ZM98 100H99V102H98ZM148 100V101H147ZM152 102H155L154 104L156 105H152V103L150 102V101ZM157 100V101H156ZM78 101H80L79 102V104H78ZM96 101V102H95ZM123 102V104L122 103H120V102ZM214 101V100H213ZM218 101V100H217ZM217 101H214L213 103H210V104H212V105H214L215 106V102H217ZM83 102V103H82ZM167 101H165V103H166ZM203 102H205V103H203ZM74 103V104H75ZM87 104V105H85V104ZM89 103H91V104H89ZM95 103V104H94ZM100 104V106H99V104ZM81 104H83V105H81ZM150 104V105H149ZM167 104V103H166ZM170 103L168 102V105H169ZM88 105H92L91 107H89ZM160 105L161 106H163L162 108H160ZM171 105H173L172 103H171ZM217 105V104H216ZM81 106H87L88 108H83V107H81ZM95 106H97L98 108H96ZM151 106L153 107V108H151ZM166 106V105H165ZM218 106H220V105H218ZM217 106V107H218ZM73 107V109H71ZM95 107V108H94ZM154 107H158V108H160L159 110L158 109H156V110H158L159 111V113H160V115H159V113H156L157 111L154 109ZM166 107H171V106H166ZM165 107V108H166ZM173 107H174V105H173ZM216 107V106H215ZM133 108H135V109H133ZM214 108V107H213ZM212 108V109H213ZM86 109H90V110H86ZM99 109V110H98ZM102 109V110H101ZM150 109V110H149ZM153 109L156 111L155 112V115H154V113H152L153 112ZM174 109V112L175 113H173V111H172V113L173 114H175L176 115V109H178V108H173ZM173 109H171V110H173ZM216 109H219V108H216ZM216 109H215V112L214 111H211L210 112V114H207V116H206V118L207 119H209L210 121H212V122H214L215 123V125H219V117H217V113H216ZM81 110V111H80ZM95 110H97V111H95ZM160 110H162L161 112H160ZM176 110V111H175ZM221 110V107H220V109H219V111ZM89 111H91V112H89ZM134 111V112H133ZM135 111L137 112V115H136V113H135ZM148 111H150L151 113H148ZM219 111H217V112H219ZM79 112H80V114H79ZM145 112V111H144ZM170 112V111H169ZM178 112H179V110H178ZM177 112V114H179ZM84 114V116H79V115H81V114ZM86 113H87V116H85L86 115ZM97 113H98V115H97ZM128 113V114H129ZM141 113V112H140ZM161 113H163V114H161ZM164 113H165V117L167 118V119H161V117H159V116H162V117H164ZM220 113V112H219ZM235 113V112H234ZM125 114V115H126ZM146 116H145V115ZM149 114V115H148ZM152 115V119L153 120H150V122L151 123H153V124H149L152 128H155V131H154V129L153 130H151L150 128V126L148 125V123H149V119H151V118H149V117H147V116H150L151 117V115ZM157 114L159 115V116H157ZM247 114H249V112L247 113L246 112V114H245V112H243V115H241L242 117H244L245 118V120L247 119V120H250V122H253L255 119H253L252 120V116L253 115H251V119L249 118V116L247 115ZM74 115H77V116H74ZM94 115V116H93ZM174 115V116H175ZM239 115V116H240ZM121 116V115H120ZM157 117V119L156 118H154V117ZM169 116H170V114H169ZM173 116V115H172ZM171 116V117H172ZM173 116V117H174ZM179 116V115H178ZM178 116H176V118L178 117ZM77 117V118H76ZM87 117V118H88ZM94 117V118H93ZM112 117H116L118 120H119V125L118 124H115L116 122H118V121H115V119L114 118H112ZM121 117H123V118H125L124 117V115L122 114V116ZM142 117V118H141ZM147 117V118H146ZM159 117V118H158ZM81 118V119H80ZM94 119V120H91V119ZM99 118V119H98ZM131 118V117H130ZM140 118H141V122H140ZM175 118V117H174ZM176 118H175V120H176ZM243 118V119H244ZM255 118V117H254ZM116 119V120H117ZM126 119V118H125ZM124 119V120H125ZM143 119V120H142ZM173 119V118H172ZM171 119V120H172ZM105 120V121H104ZM129 120V119H128ZM127 120V121H128ZM131 120V119H130ZM145 120V122H143ZM160 120H159V123H160ZM167 120V121H166ZM174 120V119H173ZM172 120V121H173ZM107 121H109V122H107ZM123 121V120H122ZM131 121V122H132ZM157 121V122H156ZM107 122V123H106ZM174 122V121H173ZM224 122V121H223ZM222 121H221V123H222V125L220 124L219 126H220V128L222 129V128H224L225 130H227L228 131V133H230L231 131V133L233 134L235 131H236V133H234V134H238L237 133V130H236V128H234L232 125V127L231 126H229L230 125V123L229 124H227L228 122H224V123H226V124H224ZM247 122H249V121H247ZM106 123V124H105ZM159 123H158V125H159ZM172 123V122H171ZM123 124H127L126 123V121H125V123L123 122L122 123V128H123ZM146 124H147V127H146ZM161 124V123H160ZM102 125H104V126H102ZM141 125V124H140ZM179 125H181V126H179ZM217 125V128L219 127ZM255 125H257L258 127H259V124H255ZM260 125H262V124H260ZM112 126V127H111ZM120 126V127H119ZM169 126V125H168ZM170 126H171V124H170ZM222 126V127H221ZM256 126V127H257ZM263 126H264V124L262 125V129H261V127H259L261 130V132H262V130H263V132H264V129H263ZM83 127H86V125H83ZM109 127H110V131H109ZM119 127V128H118ZM158 127V126H157ZM162 127H163V125H162ZM98 128V127H97ZM173 128V129H174ZM190 128V127H189ZM191 128H192V126H191ZM190 128V131L191 130H193V129H191ZM199 128H200V126H199ZM199 128H198V125L197 126H195V130H193L194 131V133L195 134H193V135H196V137L198 136V135H200V134H202V136H198V140L196 141L195 139L193 140V142L195 141V143H193L192 142V144L194 145V146H197V145H205V147L208 149H210V152L209 153H211L210 154V156L212 155L213 156V158L216 156L215 155V152L216 153H218V152H220V150H218V148L215 146V145H211L208 141H207V132H206V130L203 128V129H201L200 128V130H199ZM220 128H218L219 130H220ZM99 129V128H98ZM232 129H235V131L233 132V130ZM106 130V131H107ZM127 130V131H126ZM172 130V129H171ZM183 130V131H182ZM188 130V129H187ZM186 130V132H190V131H187ZM197 130H199V131H197ZM224 130V131H225ZM116 131H114L113 133H109L108 134V132H107V134L108 135H110V136H113L114 135V133H116ZM126 131V132H125ZM129 131H131V132H129ZM135 131L137 132V135L135 134ZM147 131H148V133H150V134H148L147 133ZM157 131V133H155ZM203 131H205L206 133H204ZM220 131H222L223 132V129L222 130H220ZM192 132V131H191ZM190 132V134H192ZM223 133H225V132H223ZM231 133H230V135L229 136H232L231 135ZM136 136H135V135ZM203 134H205V135H203ZM239 134H241L240 136H239ZM238 134V136H239V138L241 139L242 138V140H240V141H244L243 140V138L244 137H246V135H247V132H246V130H245V132H241V133H239ZM160 135L162 136V137H160ZM226 135H227V132H226ZM145 137L144 138V140L141 142V141H139V140H142L140 137ZM192 136V135H191ZM204 136V137H203ZM138 137V138H137ZM195 137V136H194ZM140 138V139H139ZM169 138V139H168ZM237 138V135L234 137V139H236ZM247 138V137H246ZM157 140H155V141H157ZM190 140V139H189ZM189 140H187V142H185L186 144V149L188 148V150L190 151V149H194L195 150V148H189V146H187V144H189V145H191V142H189ZM237 140H239V139H237ZM236 140V141H237ZM191 141V140H190ZM140 142V143H139ZM189 142V143H188ZM238 142V141H237ZM166 143H168V145H166ZM163 144H165V145H163ZM208 144H210V146L208 145ZM160 145H159V147H160ZM168 146V147H167ZM170 146V147H169ZM214 146L217 148H214ZM163 147V148H162ZM174 148V149H173ZM213 148V150H211ZM165 149V150H164ZM167 149V150H166ZM173 149V150H172ZM214 150H215V152H214ZM217 150V151H216ZM165 151V152H164ZM193 151V150H192ZM211 151H213V152H211ZM169 152V153H168ZM221 153V157H223L224 156V153H222V152H220ZM170 154V156H168ZM219 154V153H218ZM162 155V156H161ZM215 155V156H214ZM149 156V157H148ZM150 156H151V158H150ZM218 156V155H217ZM163 157V158H162ZM219 157V156H218ZM162 160L164 161L163 163H160V162H162ZM160 163V164H159ZM136 168H134V171H138L137 169L135 170ZM242 172H244V171H242ZM241 172V173H242ZM246 173L248 174V172H246L245 171V175H246ZM240 174V172L237 174V176H236V174L234 175V176H236V178L238 177V175ZM243 173L242 174H240L239 175V177L241 176V177H243V176H245ZM247 176V175H246ZM249 176H251L250 174H248V179L250 178L251 179V181L253 180V181H257V182H259V180H260V182L259 183H261V185H263L264 184V182H263V180H261L260 178H261V176H259V175H256V176H254V175H252L253 177H249ZM260 177L259 178V180H258V177ZM243 178H245L246 179V177H243ZM243 178H241V180L243 179ZM252 178H254V179H252ZM233 179H235V178H233ZM256 179V180H255ZM238 180H240V178L238 179ZM247 180V179H246ZM256 182V183H257ZM259 183H257V184H259ZM237 195V194H236ZM221 196V195H220ZM219 197V196H218ZM222 197V198H221ZM221 197H219L217 200H216V203H219V201L221 202V201H223L224 200V198L226 197L225 195H223V196H221ZM215 200H213L214 202H215ZM214 202H212V203H214ZM200 257V256H199ZM203 258V259H202ZM208 259V257L207 256H201L200 258H198L199 260H201V261H203L204 259L205 260H207Z\"/></svg>","mask_w":264,"mask_h":264}]
</instances>
